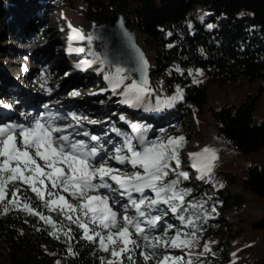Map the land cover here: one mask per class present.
<instances>
[{"label": "trees", "instance_id": "16d2710c", "mask_svg": "<svg viewBox=\"0 0 264 264\" xmlns=\"http://www.w3.org/2000/svg\"><path fill=\"white\" fill-rule=\"evenodd\" d=\"M39 1L41 0H0L2 31L15 35L19 32L16 23L7 16L9 10H15L14 2H22L16 5L30 9L29 12L34 13L33 17L40 21ZM50 2L55 3L65 12L77 10L91 22L108 21L112 14L122 12L137 33L144 36V50L153 51L152 58L148 59L151 62L150 78L155 87L153 97L156 99L157 96L161 97L158 101L161 106L153 108L152 101H147L144 113L153 116L151 119L135 117L121 122L116 118L112 123H108L109 127L116 126L125 133L131 132L132 136H136L138 129H134L133 126L130 132L128 129L129 122H136L142 128H147L148 138L165 139L173 134L176 136L184 134L185 116L189 112L196 115L206 107L214 119L217 135L231 149L247 154L264 147V117L257 120L255 115L257 95L244 98L236 105L225 102L213 106L207 102L205 84L194 82L189 75L190 69L200 68L209 81L219 83L238 80V78L249 80L264 78V0H51ZM208 24L213 27H207ZM201 48L204 49L203 52L200 51ZM83 79L88 81L90 86L104 85L100 72L95 69ZM176 85H180L183 89V99L164 101L163 98L172 96ZM79 107L84 106L79 105ZM86 109L94 111L91 105H86ZM161 129H164V132H161ZM112 136L117 139L116 136ZM185 147L186 140L178 149L180 161L181 151ZM179 169L187 171L181 165ZM217 172L215 179L207 178L202 188L194 187L189 182V177L181 178L183 186L192 189L185 199H192L194 202L202 199L205 204L200 207L205 212L212 213L206 219L198 221V227L203 231L215 228L214 222L217 217H220L230 205L239 206L244 202L242 194L223 192L236 185L262 201L261 214L257 217L254 215L247 217L255 218L252 225L264 230V164L250 163L240 176L229 171ZM220 173L222 174L219 176ZM225 183L230 186L224 187L225 189L218 187V184ZM12 186L13 182L9 181L8 195L0 201V264H56L57 261L60 264H101L100 258L110 255V251L98 247L99 237H95L92 241L86 239L74 220H68L57 210H50L27 185L18 189L23 194L21 199L26 196L33 207H36L42 215L51 216L56 224L41 219L40 216L23 207L16 208L8 204ZM65 195L75 199L68 193ZM5 206L8 208L7 211ZM185 206L192 208L190 205ZM192 210L202 216L198 209ZM89 223L91 227L98 226L90 221ZM176 225L181 227L184 224ZM53 227L58 230L57 235L52 234ZM60 228H63V231H59ZM68 228L73 229L71 239L64 235ZM186 229L189 230V226ZM168 231L171 233V229ZM202 232L197 230V235L200 236ZM261 242H264V238ZM139 243L141 247L147 248L151 241L140 239ZM69 247L72 248L71 253L68 252ZM141 247L133 251L134 264H148L140 256ZM201 253L200 259L208 263H214L216 260L223 262L227 256L223 249L216 252L204 250ZM124 256L127 264V255ZM104 264H108L107 259ZM152 264H155L154 260Z\"/></svg>", "mask_w": 264, "mask_h": 264}, {"label": "snow or ice", "instance_id": "6c2138e0", "mask_svg": "<svg viewBox=\"0 0 264 264\" xmlns=\"http://www.w3.org/2000/svg\"><path fill=\"white\" fill-rule=\"evenodd\" d=\"M189 26H191L190 21ZM207 27L211 28L213 25L208 24ZM69 28L70 38H74L73 34L76 33L81 39L92 40L90 34L85 36L71 24ZM67 50L84 51L81 47H69ZM200 51L203 52L204 49L201 48ZM95 55L99 56L98 53ZM141 61L143 74L145 71L143 66H146L148 61L143 56ZM99 63L97 72L103 68L104 59L100 58ZM195 71L203 70L196 68ZM122 72L123 69L119 64L116 65L114 72L107 69L104 71L105 79L110 80L109 87L115 92L123 85V90L118 94L125 97L124 102L140 106L147 99L144 94L153 91L147 76L144 75L140 81L133 80L132 83L125 84ZM194 82L199 81L194 80ZM46 90L52 91L51 88ZM98 91L102 92L104 89ZM76 94L78 89H72L68 93V95ZM182 94L183 89L180 85H176V92L166 100L171 102L175 99H183ZM160 99L161 97L157 96V101ZM4 106L11 107L7 103ZM160 106L157 103L156 107ZM67 115L73 118L76 125L81 124L75 113ZM120 118L125 119L123 115ZM83 119L86 120L88 117ZM58 120L59 114H56L54 120L52 114L39 112L34 113L31 121L24 124L12 119L0 122V201L8 195V182L12 181L8 204L16 208L23 207L55 225L56 221L51 216L42 215L28 202L26 196L21 199L23 194L18 189L27 185L50 210H57L68 220H74L86 239L92 241L95 237H99L98 247L110 251V255L100 258L101 264H104L105 259L108 264H117V262L125 264L124 254L128 258L127 264H134L133 251L141 247L140 239L151 241L147 248L141 247L140 251V256L148 264H152L153 260L155 264H182L183 257L174 256L169 251L161 252L160 248H168L169 241L175 248L197 247L200 239L197 230L203 231L198 227L197 222L212 214L200 207L205 204L202 199L198 202L185 199L192 189L183 186L181 179L182 177L188 179L189 173L179 169L181 161L178 149L184 137L170 135L165 139L148 138L147 128L135 123L133 128L139 130L137 135L125 134L123 140L116 144L113 140L104 142L103 133L97 135L89 132L87 128H82V131L96 142L90 145L84 139H76L71 125L57 122ZM160 131L164 132V129ZM109 145L115 147L109 150ZM209 151L206 146L202 153H191L194 158L192 166L199 170L201 176L205 171L212 170L209 157L204 155ZM214 156L213 152L212 157ZM113 161H119L122 167H116ZM171 161H175V166ZM129 165H131L130 169ZM17 181L21 183L16 184ZM111 181H115L117 187H113ZM146 188L151 189L155 196L146 195ZM60 189L63 191H58ZM65 193L75 199H70ZM123 198H126L127 202L122 203ZM161 205H166L171 213L178 216L182 224L189 226V230L168 223L164 219L166 213ZM185 205H190L192 208H186ZM116 206H119L121 211H118ZM193 208L198 209L202 216L197 215ZM130 209L134 211L130 213ZM7 210L5 206V211ZM186 212L188 215H185ZM89 221L98 226L91 227ZM112 226H117L118 230L113 232ZM161 227L163 231L158 230ZM169 229L175 231L170 233ZM57 231L53 227L52 234L57 235ZM59 231H63V228ZM72 231L73 229L68 228L64 235L71 239ZM203 248L210 250L209 243H204ZM68 252H72L71 247L68 248ZM199 255L202 253L194 254L189 251L188 259L183 261V264H193L194 257ZM56 264L60 262L57 261Z\"/></svg>", "mask_w": 264, "mask_h": 264}, {"label": "rangeland", "instance_id": "374dc122", "mask_svg": "<svg viewBox=\"0 0 264 264\" xmlns=\"http://www.w3.org/2000/svg\"><path fill=\"white\" fill-rule=\"evenodd\" d=\"M43 1L44 0L38 2V6H40L39 10L43 5L42 9H48V13L44 14L42 11L39 13L40 22L33 17L34 13H32V11L29 12L30 9L28 10L16 5L22 2H14L15 10L11 9L8 11V18L16 23L17 29H20L19 37H21V40L23 39V43L18 42V38H16L15 34L4 33L5 30L2 31V26H0V88L6 90V92H0V109L10 108L12 109L11 116L8 114L10 117H17L21 120L29 119V121H31L30 119L33 118L34 113L31 114L29 110L21 107L24 105L35 107L37 105V99L41 96H45L49 98L47 101L48 107L46 113H51L54 120L56 119V114H59V119L70 121V119L65 117L67 110H71L72 112L70 113H74L73 111L78 113L76 117L81 120V124L76 125L72 120L71 126L74 131L79 129V133H77L79 137L84 139V135L87 134L82 131V126L85 125L97 135L102 133L105 134L104 140L109 139L112 133L111 131L104 130V127L114 120L111 117L117 110L115 109L109 112L113 105L112 102L109 101H111L110 98H112L114 94L123 89V85L115 92L111 90L112 92L106 93L102 96L101 102L97 101L95 103L89 94L100 85L90 86L86 80L83 83L77 82L78 72L81 71L73 68V63L69 60L65 46L62 44L63 39L68 37V27L69 24H71L82 31L85 36L89 34L92 36L91 41L79 39V44L84 49L81 53L86 55L100 53L99 46L95 42L92 31L93 22L86 20L82 13L77 10H67V12H65L56 6L55 3H51V0H45L51 3L49 5ZM76 3L78 4V1H76ZM197 10L199 11V9ZM21 14L24 16L21 17ZM138 35L141 34L137 33V36ZM138 41L144 50V36ZM88 51H90L91 54H88ZM144 51L147 58L151 59L153 51L150 49H145ZM21 53L25 55V60H18ZM94 56L95 58L98 57L96 55ZM148 61L151 64L150 60ZM96 65L95 70L100 67V63L97 62ZM29 68L32 70L26 72ZM106 69L114 72L115 66L104 63L103 68L99 71L100 78L104 83L107 80L104 76V71ZM190 70L189 75L194 80H198L200 83L205 84L207 102L211 105L219 106L225 102L236 105L244 98L255 97L257 95L258 102L255 108V115L257 120L264 117V78L255 80L238 78V80H226L219 83L218 81H209L202 72H196L195 69ZM66 73L67 75H65ZM121 74L125 77V84L132 83L133 78L129 73L123 71ZM8 75L11 77V81ZM50 79H53V89L51 92L47 91L46 89L48 87L44 85V83ZM150 86L153 91L145 93L144 95L147 97V101H152V106L154 108L158 101L153 97L155 87L152 82ZM89 87L93 91L90 92ZM72 89H78V94L68 95ZM166 98L167 97L163 98V100L167 101ZM5 103L11 105V107H5ZM79 105L84 107L79 108ZM86 105H91L94 111L87 110ZM43 107V105H39L40 109H43ZM140 107L141 111L146 109V105L144 104H141ZM39 112L43 111L35 113ZM119 113L122 115L125 114L121 110ZM2 116L3 115L0 114L1 118ZM135 116L146 117L143 113H137ZM83 117H88V119L85 120ZM184 122L186 123V131L182 136L184 140H186V147L181 151L182 160L180 165L190 173L189 182L194 187L202 188L206 179L209 177H211V180H214L215 174H218L217 171H229L236 174V176H240L243 174L248 164H264V147L259 151H252L247 154L240 153L231 149L227 143L217 135L216 130L213 132L211 128L214 127V119L206 107H203L202 111L196 113V115L193 112H189V114L185 116ZM171 136L176 135L173 134ZM84 140L88 142L91 141V138L89 137V139L86 138ZM122 140V138H119V142ZM206 146L210 151L204 153V155L209 157L212 170L211 172L205 171L201 176L199 170L192 166L194 158L191 156V153H202ZM213 152L215 153L214 158L212 157ZM113 163L120 162L113 161ZM172 164L175 166V163ZM129 166L131 167V165ZM221 174L222 173H220L219 176ZM213 182L215 184L217 183L215 181ZM226 186L229 187L230 185L226 183L223 185L218 184V187L221 189ZM101 190L105 191V189ZM223 192L242 194L244 202L239 206L230 205L220 217H217V220L214 222L215 228L201 233L197 247L191 249H187V247L175 248L171 246V241H169L168 248L165 249L161 247L160 251H169L174 256H181L183 257V261H187L189 251L194 254L201 253V251L205 250L203 244L209 243L210 251L212 252L220 251L221 249L226 251V259H224L223 262L216 260L214 263H208L203 262L199 255L194 257L193 264H197V261L198 264H264V242H261L264 238V230L252 225L255 218L247 217V215H254L257 217L261 214L262 201L246 193L241 187L236 185L231 187L230 190L225 189ZM145 194L149 197L155 196V193L147 188L145 189ZM135 195L140 194L136 193ZM124 202H127L125 198L122 199V203ZM161 207L166 213L165 220L167 222H172L174 225L178 223L181 224L179 218L177 217L175 219V214L171 213L166 205H161ZM117 210L121 211L120 207H117ZM185 215H188V213L186 212ZM112 227L114 230L113 232L118 230L117 226ZM181 227L186 229L188 225H183ZM158 230L163 231L162 227ZM174 231L175 229H171V233ZM225 242H227V244H225Z\"/></svg>", "mask_w": 264, "mask_h": 264}, {"label": "water", "instance_id": "95a60500", "mask_svg": "<svg viewBox=\"0 0 264 264\" xmlns=\"http://www.w3.org/2000/svg\"><path fill=\"white\" fill-rule=\"evenodd\" d=\"M73 28L78 29L75 26ZM92 31L100 49L96 59L103 58L106 64L115 67L119 64L123 71L132 76L133 80L140 81L146 75L151 85V64L138 41L137 32L128 23L124 13L116 12L110 16L108 21L93 22ZM141 56L148 61L147 65L143 66L145 69L143 74L141 73Z\"/></svg>", "mask_w": 264, "mask_h": 264}, {"label": "bare ground", "instance_id": "6f19581e", "mask_svg": "<svg viewBox=\"0 0 264 264\" xmlns=\"http://www.w3.org/2000/svg\"><path fill=\"white\" fill-rule=\"evenodd\" d=\"M41 9H42V7H41ZM137 38H138V40L140 39V38H142V36L141 35H138L137 36ZM23 41V39L21 40V37H19L18 38V42L19 43H23L22 42ZM96 45V44H95ZM89 53L88 54H91L90 53V51H88ZM25 55H23V53H21V55H19V57H18V60H25V57H24ZM91 58H95V56H90ZM2 70V69H1ZM32 69L31 68H29L26 72H29V71H31ZM3 71V70H2ZM2 75V74H1ZM7 75V74H6ZM8 77H9V80L11 81V77L8 75ZM13 82V81H12ZM53 79H50V80H48V81H46L45 83H44V85L45 86H47L48 88H51V89H53ZM13 84V83H12ZM0 92H6V90L5 89H3V88H0ZM31 101V100H30ZM7 112H6V115H11V112H12V109H10V108H8L7 110H6ZM5 115V116H6ZM1 118V117H0ZM1 120V119H0ZM212 129V131L214 132L215 131V129H214V127H212L211 128Z\"/></svg>", "mask_w": 264, "mask_h": 264}]
</instances>
